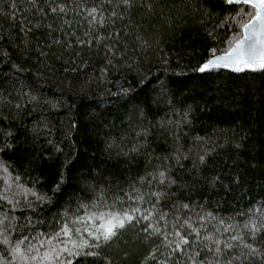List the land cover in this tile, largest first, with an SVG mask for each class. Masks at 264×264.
Segmentation results:
<instances>
[{"label": "trees", "instance_id": "16d2710c", "mask_svg": "<svg viewBox=\"0 0 264 264\" xmlns=\"http://www.w3.org/2000/svg\"><path fill=\"white\" fill-rule=\"evenodd\" d=\"M54 3L66 4L67 14L51 13L50 0H38V9L30 0H0V147L12 145L0 152V165L11 174L0 170V190L10 185L8 196L20 201L16 210L0 201L11 239L51 232L65 212L91 205L101 190L109 204L126 200L140 178L164 168L176 181L160 203L170 222L173 204H190L193 213L243 224L248 217L239 213L264 201V71L197 70L233 34L222 24L235 15L233 6L222 0H135L127 9L103 3L100 28L89 26L85 9L102 0ZM22 85L24 91L32 85L41 103L17 109L27 103L17 94ZM145 129L146 136L137 135ZM178 154L187 158L177 163ZM28 188L50 199L33 211ZM143 227L127 228L102 257L85 264H157L166 257L172 264L177 255ZM254 246L264 250V237ZM244 264L264 260L256 255Z\"/></svg>", "mask_w": 264, "mask_h": 264}, {"label": "snow or ice", "instance_id": "6c2138e0", "mask_svg": "<svg viewBox=\"0 0 264 264\" xmlns=\"http://www.w3.org/2000/svg\"><path fill=\"white\" fill-rule=\"evenodd\" d=\"M30 2L38 9V0H30ZM134 2L135 0H118V2L102 0L101 6L85 9L89 26L100 28L105 26L106 18L101 14L103 3H115L116 7L127 9L133 7ZM222 3L233 6L230 11H235V15L226 16L222 20L223 25L234 29L233 34L224 41L225 47L219 50L211 48L212 58L201 64L197 70L205 73L211 69L226 67L238 73L246 70L264 71V0H222ZM243 6L250 7L251 11H245ZM49 10L53 14L63 15L69 11L66 4H56L54 0H50ZM110 18L113 21L117 18L115 10L112 11ZM64 23L69 22L64 21ZM48 27L51 29V25ZM54 43L59 44L60 41L56 40ZM13 67L17 72L22 71L17 65ZM24 87L22 85L17 94L26 97L27 103L24 105L17 103L15 105L17 109L22 106L27 107L28 104L41 103L40 96L34 91L32 85L27 86V91L23 90ZM43 103L53 108L57 106V103L48 100H44ZM187 115L188 113L185 112L182 119L186 120ZM160 126L163 128L164 123L162 122ZM147 134L146 129L137 133L138 136ZM6 135L11 137L12 133L8 132ZM11 146L5 142L3 147H0V152ZM140 147L143 145L136 146L131 151H139ZM181 158L187 157H181L178 154L177 163ZM203 161L202 155L200 162L203 163ZM0 170L11 178L8 166L0 165ZM14 179L19 181L20 177L17 175ZM153 182L157 185L155 190L149 187L147 193L142 191L145 184L151 186ZM5 183L7 184V180ZM175 183L168 169L164 168L140 178V187H131L130 191L125 193L126 200L117 197L109 204L101 190L91 205L80 204L78 211L71 214L65 212L51 232H41L31 238L23 236L15 240L11 239L13 230L5 223L8 220L5 214L4 218L0 219V237H3L0 239V244L5 246L4 250L0 251V264H74L75 260L85 264L88 258L95 260L102 257L103 248L110 246L127 228L141 223L144 225L145 233L160 237L163 246L169 250V254L177 255V259L172 261V264H178L179 257L186 253L191 255L187 256L185 264L188 261L191 264H236L237 261L244 264L246 259L256 255L264 260V250L254 246L258 238L264 237V201L244 213H239L248 217L243 224L237 223L235 217L225 219L210 211L202 210L203 214L193 213L190 204L179 206L173 204L170 210L173 219L170 222V213H165L160 203L169 197L168 189ZM18 186L23 188V185ZM9 189L10 185L0 190V201L12 205V210H16L20 201H14L8 196ZM56 190H59V185ZM24 194L26 197L30 195L33 198L27 204V207L33 211H35L33 204L39 206L50 199L47 194H42L34 188L25 189ZM125 204H127L126 207ZM193 214L196 216L195 221ZM209 224L212 226L211 230H209ZM151 258L156 259V253H151ZM157 264H168V258L158 261Z\"/></svg>", "mask_w": 264, "mask_h": 264}, {"label": "water", "instance_id": "95a60500", "mask_svg": "<svg viewBox=\"0 0 264 264\" xmlns=\"http://www.w3.org/2000/svg\"><path fill=\"white\" fill-rule=\"evenodd\" d=\"M216 69H227V70H230L229 68H226V67H219V68H216Z\"/></svg>", "mask_w": 264, "mask_h": 264}]
</instances>
